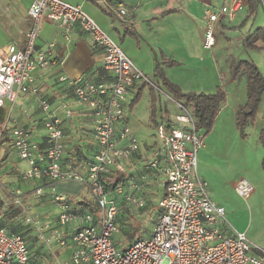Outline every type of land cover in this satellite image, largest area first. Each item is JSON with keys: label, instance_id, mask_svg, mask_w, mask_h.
Listing matches in <instances>:
<instances>
[{"label": "built area", "instance_id": "built-area-1", "mask_svg": "<svg viewBox=\"0 0 264 264\" xmlns=\"http://www.w3.org/2000/svg\"><path fill=\"white\" fill-rule=\"evenodd\" d=\"M189 1V0H181ZM204 4L203 47L215 44V23L221 18L231 20L240 8V0H232L228 7ZM27 26L18 38L0 47V109L5 101L13 104L19 94L29 91L32 74L56 60L53 43L37 44L43 23L61 30L69 41L74 26L87 34L92 47L101 52L99 62L107 77L93 78L79 75L70 81L72 95L91 116L90 135L95 151L86 163L85 174L78 173L67 156L60 116L49 111V104L40 99L45 128L44 142L35 133L15 125L8 131L6 121L0 127V138L8 133L11 146L27 169L20 173L21 182H68L85 186L96 201L100 216L89 210H76L65 203L67 195L52 187L48 193L62 209L56 223L41 222L24 205V190L6 189L0 179L3 207H21L22 219L30 224L39 240L50 246L53 242L69 248V262L58 264H264V250L252 244L244 232L236 231L226 220L224 209L207 194L206 182L196 173V151L203 134L198 133L190 105L168 96L178 112L171 121L155 125L158 147L155 156L145 167L162 191L155 198L157 216L148 236H136L120 248L113 239L118 232V205L111 194L123 193V184L107 189L100 180L114 168H122L139 150L137 138L125 122L129 94L138 82L161 91L160 86L138 68L120 46L81 8L64 0H33L26 10ZM65 117L71 116L66 104L60 105ZM235 191L247 198L253 190L244 178L234 183ZM33 193H45L43 186ZM128 204L143 207L144 201L132 194H124ZM72 226L68 235L66 226ZM48 231V234L45 233ZM29 250L24 238L7 233L0 226V264H30Z\"/></svg>", "mask_w": 264, "mask_h": 264}, {"label": "crops", "instance_id": "crops-1", "mask_svg": "<svg viewBox=\"0 0 264 264\" xmlns=\"http://www.w3.org/2000/svg\"><path fill=\"white\" fill-rule=\"evenodd\" d=\"M10 1L13 6L22 9L24 13L28 7L33 5V0ZM64 1L80 5L120 46L131 61L153 79L162 90V92L154 90L140 82L132 88L129 98L132 99L136 93L140 92V97L145 96L144 102L147 104L146 112L142 115L139 111L130 114L127 112L128 109L132 110L136 107L137 103L132 102L128 103L125 113V122L130 132L137 138L139 150L132 156L126 169L122 167L113 170L123 169L126 175L136 171L142 173L148 162L155 156L156 150L151 149V143L146 137L150 127L155 132L157 123H166L173 119L175 114L172 116L167 110V104H162L163 99L173 102L168 97L175 98L171 91L172 88L178 94H197L213 92L222 83L225 85V80L231 78L230 66L234 58L230 53L234 51L241 53L238 57L239 61L253 62L264 78V42L257 41L256 48L245 46L246 36L255 28L264 25V0H240V8L234 12L231 20L224 17L215 23V44L210 49L203 47V3L214 8L228 7L232 0ZM42 25L37 44L44 46L46 43H53L54 51L57 53L56 60L45 68L34 70L29 91L19 94L13 104L10 103L9 108L4 104V108L0 109V118H5L4 113H7L6 122L11 120L14 123L13 127L15 125L24 126L36 134L37 141H43L45 132L41 131L43 112L39 100L45 99L49 104V111L62 119L64 143L69 152L67 156L75 170L80 174H85L86 163L91 161L95 151V143L90 135L91 116L85 107L73 101L70 81L79 75H90L93 78L107 77L99 62L101 52L92 47L89 36L77 25L71 31L69 41L62 36L58 27L48 22ZM26 26L27 20L24 22V28ZM150 91L155 97V111L163 113L158 117L154 112L153 119L150 118L149 110L151 108ZM61 104L67 105L71 116H64L60 108ZM261 112L264 114V107ZM6 135L8 136L7 132L0 139H5ZM145 154H153L148 162L142 161ZM8 157L9 154L5 153L0 156V160L3 159L5 166L10 168ZM12 180L13 178L9 179V181ZM39 185L43 186L45 193L36 195L33 190ZM137 185L139 184L134 183V180H127L126 185L123 186L124 191L120 195L131 194ZM52 187L67 195L68 199L65 203L68 207L82 211L89 209L87 199L82 197L83 193L90 194L85 186L72 181H42L37 182L30 189L24 188L25 194L22 200L30 212L36 205L29 201L32 196L36 202L47 201L59 205L61 211L62 206L48 193ZM158 187L160 189L161 186L158 184ZM33 214H36L41 222L47 220L51 225L56 223L57 216H51L49 212L43 215ZM66 230L70 235L72 226H66ZM45 233L48 234V231ZM36 249L32 257L33 264L69 262V248L59 246L55 242L49 247L41 242Z\"/></svg>", "mask_w": 264, "mask_h": 264}, {"label": "rangeland", "instance_id": "rangeland-1", "mask_svg": "<svg viewBox=\"0 0 264 264\" xmlns=\"http://www.w3.org/2000/svg\"><path fill=\"white\" fill-rule=\"evenodd\" d=\"M26 20V12L24 13L22 9L13 6L10 0H0V47H4L11 39L20 36L21 31L25 29L24 22ZM238 53V51L230 53L234 58L232 65L238 64V57L241 54ZM230 77L225 80V85L222 83L219 87L224 92V98L211 126L208 129L198 128V133L203 134V137L196 151L195 169L197 175L206 182V190L210 199L224 209L225 218L229 224L236 231L244 232L252 244L264 249V170L261 167L262 148L258 140L263 116L261 109L264 107V92L261 94V101L253 118L240 128L236 121V112L246 99V76L240 72L236 76L230 75ZM216 90L217 88L208 93H214ZM73 101L77 103L75 99ZM144 101L145 96H139L135 101L136 107L132 110L128 109L127 112L130 114L139 111L141 115L144 114L147 106ZM10 103L6 100L5 106L9 108ZM239 103L241 104L239 105ZM162 104H167V110L172 116L178 112L173 102L163 99ZM149 110L151 114V108ZM155 113L158 117L163 114L160 111H155ZM6 116L7 113H4L5 118ZM5 118H0V125L4 124ZM13 125L11 120L6 123L8 131ZM149 129L146 139L151 143V149L154 151L157 150L158 140L153 128ZM41 131L45 132L46 130L42 127ZM5 153L9 154L8 161L11 165L8 168L3 163V159L0 160V179L4 187L9 190L13 186L23 190L26 187L29 189L34 187L37 182H21L19 180L20 173L27 169V162L17 156L7 135L5 139H0V156ZM152 156L153 154H145L142 161L148 162ZM126 165L123 166L125 169ZM145 170L143 169L142 173L136 171L125 174V181L134 180V183L139 184L134 187L135 191H132L131 194L136 199L141 198L144 205L139 207L130 202L129 208H127L120 204L118 209L119 230L113 236L120 248L125 247L136 236H148L157 216L155 198L163 188L161 186L158 189L157 181L149 173L146 176ZM122 171L123 169L119 172ZM145 177L146 179H144ZM12 178L13 180L9 181ZM239 178L246 179L253 187L252 192L245 199L234 189L233 181ZM119 180V182H123L121 178ZM82 197L88 201V210L94 216H100L99 207L91 194L83 193ZM110 197L116 203L122 200L120 194H111ZM29 201L33 205L36 204L31 209V213L43 215L49 212L51 216H57L60 212V206L57 204L47 201L36 202L34 196L30 197ZM37 244L40 246L41 242L37 240Z\"/></svg>", "mask_w": 264, "mask_h": 264}, {"label": "trees", "instance_id": "trees-1", "mask_svg": "<svg viewBox=\"0 0 264 264\" xmlns=\"http://www.w3.org/2000/svg\"><path fill=\"white\" fill-rule=\"evenodd\" d=\"M257 41L264 42V25L255 28L250 34L246 36L245 46L248 48H256ZM240 72L244 73L246 76V99L244 104L236 112L237 124L240 128H242L244 123L249 119H252L255 114L261 94L264 90V78L261 75L258 67L251 61L240 60L238 64L230 66V75L232 77L236 76ZM171 91L176 99H182L185 104L191 106L195 120V126L197 128L204 127L208 129L211 126L213 118L219 110L221 102L224 98V92L219 87L214 93L178 94L174 88H172ZM139 93L140 92L136 93L132 98V103H135V101L138 99L140 96ZM150 101V118L153 119L155 112V97L152 91H150ZM258 140L262 148L261 167L264 170V114L262 116V124L258 135ZM43 142L44 140L40 141L39 143L42 145ZM119 171L120 170L118 169L112 170L104 178L100 177V180L107 189L113 188L117 184H126L127 180L125 181V173L123 171ZM120 178L123 182H119ZM120 204H123L125 207L129 208L130 204H128L124 199V194L122 195V200L117 203L118 209ZM21 217L22 213L20 206L11 204L9 206L3 207V200L0 197V226L5 228L7 233H17L24 238L29 250V263L33 264L32 257L37 250V240H39V238L33 231L30 224L25 223L23 219H20ZM116 221L118 224V215Z\"/></svg>", "mask_w": 264, "mask_h": 264}]
</instances>
